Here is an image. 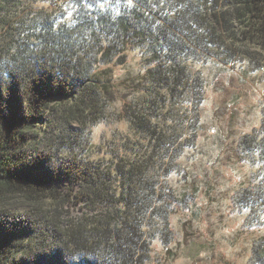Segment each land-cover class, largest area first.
<instances>
[{
	"label": "trees",
	"instance_id": "1",
	"mask_svg": "<svg viewBox=\"0 0 264 264\" xmlns=\"http://www.w3.org/2000/svg\"><path fill=\"white\" fill-rule=\"evenodd\" d=\"M215 65L264 73V0H0V203L30 207L0 206V264H148L170 244ZM102 122L123 129L95 145ZM238 146L259 171L234 203L258 215L264 108Z\"/></svg>",
	"mask_w": 264,
	"mask_h": 264
},
{
	"label": "rangeland",
	"instance_id": "2",
	"mask_svg": "<svg viewBox=\"0 0 264 264\" xmlns=\"http://www.w3.org/2000/svg\"><path fill=\"white\" fill-rule=\"evenodd\" d=\"M202 76L207 88L199 138L196 147L178 161L180 169L187 171L185 178L170 177V185L178 193L188 190L190 200L170 219L171 243H153L148 264H252L253 245L264 237V211L254 215L234 203L236 193L259 171L243 160L238 144L243 134L260 125L264 73L241 81L215 65L205 67ZM116 101L114 107L120 111L121 102ZM115 128L123 129V125L96 124L91 128V142L96 145L109 139ZM2 204L17 214L30 210L19 197ZM78 214L75 208L73 215ZM259 219L262 222L254 224Z\"/></svg>",
	"mask_w": 264,
	"mask_h": 264
}]
</instances>
